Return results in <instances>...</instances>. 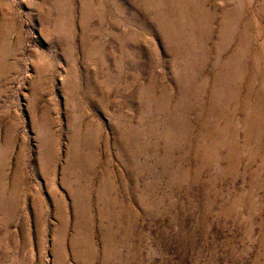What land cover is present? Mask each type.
<instances>
[{"label":"rangeland","instance_id":"1","mask_svg":"<svg viewBox=\"0 0 264 264\" xmlns=\"http://www.w3.org/2000/svg\"><path fill=\"white\" fill-rule=\"evenodd\" d=\"M0 264H264V0H0Z\"/></svg>","mask_w":264,"mask_h":264}]
</instances>
